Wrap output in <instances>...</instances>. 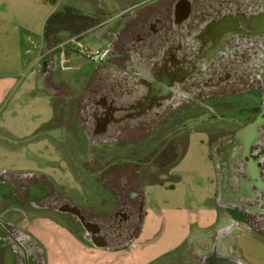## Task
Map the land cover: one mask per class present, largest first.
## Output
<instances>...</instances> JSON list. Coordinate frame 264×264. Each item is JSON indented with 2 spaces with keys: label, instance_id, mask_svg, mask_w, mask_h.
<instances>
[{
  "label": "flooded vegetation",
  "instance_id": "1",
  "mask_svg": "<svg viewBox=\"0 0 264 264\" xmlns=\"http://www.w3.org/2000/svg\"><path fill=\"white\" fill-rule=\"evenodd\" d=\"M150 2L99 21L102 56L83 91L64 102L86 124L84 156L79 148L74 160L100 176L102 204L112 197L115 207L96 210L89 196L79 205L49 176L12 171L0 180V264H46L28 229L36 219L63 224L85 244L127 245L142 219V171L154 168L152 159L168 166L157 137L182 139L187 118L218 123L207 129L227 229L241 224L264 238V0ZM117 152L123 158L111 161ZM11 204L28 211L18 217Z\"/></svg>",
  "mask_w": 264,
  "mask_h": 264
},
{
  "label": "rangeland",
  "instance_id": "2",
  "mask_svg": "<svg viewBox=\"0 0 264 264\" xmlns=\"http://www.w3.org/2000/svg\"><path fill=\"white\" fill-rule=\"evenodd\" d=\"M82 3L81 0L79 5L85 4ZM52 7L50 0H0V171H39L49 176L79 205H86L82 196H89L88 203L94 209H113L115 201L112 197L108 196V202L102 204L106 192L99 181L100 176L89 175L81 166L82 159L74 160L72 152L79 148L83 149L80 153L84 156L85 140L78 129L72 123L66 124L67 130L73 132L60 137L64 142L51 135L56 125L61 126L64 109L60 108L59 101L54 102L56 117L52 119L53 104L41 82L39 64L34 61L37 50L42 47L43 52L47 44L42 46L41 36L44 18ZM84 33H79L76 40L68 43L67 60L59 61L56 56V76L66 79L69 84L80 85L83 81L87 66L92 64L86 58V52L96 47L104 48L103 44L94 42ZM30 34L33 44L28 39ZM63 66L69 69H61ZM188 113L193 114L192 111ZM211 121L185 119L186 143L178 162L161 168V163L152 159L150 166L157 171L154 168L142 171L143 177L161 178L163 182L143 180L141 183L144 203L153 220L150 228L145 225L137 238V247L127 252L99 251L61 227L49 226L42 219H36L27 225L44 248L46 264H198L196 256L201 253L192 251V243L180 250L172 243L187 242L191 225L203 217V208L212 202L208 196L216 187V172L207 128L217 127L218 123ZM183 138L157 137L159 146L168 147L160 155L161 162L166 159L168 164L174 159L182 148ZM94 147L97 149L98 145ZM113 157L117 162L123 158L118 152L110 158ZM107 160L100 162L101 168L108 163ZM165 169H168L167 174H159ZM11 207H15L13 211L18 217L27 210L15 204ZM233 233L232 245L240 258L246 264H264V238L241 224Z\"/></svg>",
  "mask_w": 264,
  "mask_h": 264
},
{
  "label": "crops",
  "instance_id": "3",
  "mask_svg": "<svg viewBox=\"0 0 264 264\" xmlns=\"http://www.w3.org/2000/svg\"><path fill=\"white\" fill-rule=\"evenodd\" d=\"M50 1L52 2L53 7L51 8L50 11H48V14L44 18V22L50 13L63 6H71L72 8H74V10L79 11L80 14L87 16V18H91L94 22V25L85 27L83 29L75 28V30L73 29L71 30L68 26L60 28L56 33H54L53 40L49 39V43L44 45L45 47H43L44 48L43 52H41L42 47L37 50V55L34 61V63L38 62L39 64V72L41 73L42 76L41 82L43 84V87H45L47 94L50 95L53 104L54 115L52 119L54 120L56 117L54 102L59 101L58 103L61 104L60 105L61 109H64L66 107V109L69 110L68 114H69V119H71L70 121L72 125L75 126L76 130L78 129L79 135L83 136L84 135L83 125L85 124V122L80 120L81 116L79 113V109L76 107L74 103H72L73 101L70 103L68 108L64 102L67 99L72 100L74 96H77L83 91L87 79H89L90 76L92 77V75L94 74L92 68L96 67L97 63L92 62L91 65L87 66L88 73L87 72H86L87 74L85 73V75L83 76V81L81 82L80 85H78L77 83L69 84L66 81V79L61 78V76H56V71H54L56 56L57 55L59 56V61L61 59L67 60L68 58H67L66 49L67 48L69 49V44H71L73 40L77 39L79 33L86 32L84 34L85 35L88 34L91 40H93L94 42L101 43L104 46V41L102 39L103 30L98 25L100 20H103V18H105L106 21L111 23L114 21L115 18H117L119 14H122L124 12L127 13L131 10H134L135 8H138L141 5V3L145 1L150 2L152 0H82L83 2L82 4H84L85 2L84 5H79L81 0H50ZM104 15L106 17H103ZM88 31H91V33H88ZM28 39L33 44L34 40L32 39L31 34L28 35ZM46 42H48V39L46 40L44 38L43 29H42V36H41L42 46ZM96 48L100 49L99 47ZM67 69L69 68L66 67L65 70ZM45 78H49L48 79L49 82L48 81L45 82ZM57 86H59V88L60 86L66 88L68 91L67 96L64 97L60 89L57 88ZM63 117H64V113L61 115L60 118L62 122L61 126L56 125V127H54L55 129L54 132H52L51 134L52 136H64V134L65 136H67L69 135V133L72 134V132H69L65 127L66 124L68 123L64 122L65 119ZM214 165L216 172V176H215V181H216L218 171L215 163ZM247 186L249 187L250 185ZM220 196H221L220 190L216 182V187L213 190V194H210L208 196L209 200H211L212 202L206 204L208 206L206 209L203 208V213H204L202 214L203 217H199L191 225L192 229L189 231L190 233L187 234L188 235L187 236L188 238L186 239L187 242L182 243L181 241L179 242L174 241L172 243L173 246L179 247L178 249L180 250L182 248L186 249L187 244L192 243L193 244L192 251L199 252L204 256L205 254H207L212 250L211 246L213 245L216 247L217 254L230 255L238 258L241 257L239 253L235 252L234 246L232 245L233 239L235 237L233 233L234 229L237 228L239 225L237 227H234L233 229L231 228L232 230L227 229L230 223L228 222L229 220L228 217L225 215L226 212L225 209L223 208L224 207L223 204L221 203L222 201L220 199ZM141 212H142L141 227L139 231L135 234L133 241L131 240L129 244L119 245L117 247L91 245L92 248L103 252H127L132 247H137V245L139 244L138 242H136L137 238L143 232L145 225L146 227L148 225V228H150L151 221L153 220V217L150 214V210L144 203V197H143ZM42 220L45 221V223H47L49 226L61 227L63 231H67L68 233L71 234V232L67 228H65L63 224L58 225L48 219H42Z\"/></svg>",
  "mask_w": 264,
  "mask_h": 264
},
{
  "label": "trees",
  "instance_id": "4",
  "mask_svg": "<svg viewBox=\"0 0 264 264\" xmlns=\"http://www.w3.org/2000/svg\"><path fill=\"white\" fill-rule=\"evenodd\" d=\"M96 23V22H95ZM94 25V22L91 18H87V16L80 14L79 12H76L74 8L71 6H63L59 9H56L52 13L48 15L44 22L43 26V36L49 43V39L53 40L54 38V33H56L60 28L68 26L71 30L76 29H83L85 27H89ZM52 43V42H51ZM183 145L180 150V152L172 159L170 162H168V165L175 164L178 162V160L182 157L184 153V147L186 143V136L183 138ZM103 160L109 159V157H102ZM111 159V158H110ZM116 157H113L111 161H114ZM155 169V168H154ZM156 170V169H155ZM168 169H165V171H162V173L159 174H167ZM157 171V170H156ZM159 178V176H157ZM164 179V178H163ZM148 181L151 183H161L163 180L161 178L155 179V178H145L142 176V181Z\"/></svg>",
  "mask_w": 264,
  "mask_h": 264
},
{
  "label": "water",
  "instance_id": "5",
  "mask_svg": "<svg viewBox=\"0 0 264 264\" xmlns=\"http://www.w3.org/2000/svg\"><path fill=\"white\" fill-rule=\"evenodd\" d=\"M10 171H0V180H3L5 177L10 175ZM77 210L79 206L73 204ZM141 227V220H139V225L134 233H137ZM134 236H130L127 240V244L133 240ZM200 264H246L241 258L233 257L230 255H221L216 253V247L213 246L212 250L205 254L200 260Z\"/></svg>",
  "mask_w": 264,
  "mask_h": 264
},
{
  "label": "built area",
  "instance_id": "6",
  "mask_svg": "<svg viewBox=\"0 0 264 264\" xmlns=\"http://www.w3.org/2000/svg\"><path fill=\"white\" fill-rule=\"evenodd\" d=\"M101 56H102V50L101 49L96 48L94 50H88L86 52V58H88V60H90L92 62H96L97 60H99L101 58ZM62 68H65V66H63Z\"/></svg>",
  "mask_w": 264,
  "mask_h": 264
}]
</instances>
